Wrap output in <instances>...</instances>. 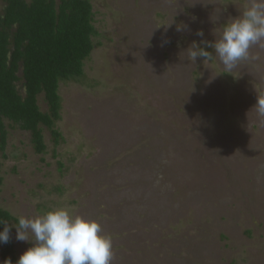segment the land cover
I'll return each mask as SVG.
<instances>
[{
  "label": "rangeland",
  "instance_id": "374dc122",
  "mask_svg": "<svg viewBox=\"0 0 264 264\" xmlns=\"http://www.w3.org/2000/svg\"><path fill=\"white\" fill-rule=\"evenodd\" d=\"M91 1L94 48L85 74L61 82L58 144L42 126L38 153L31 131L4 119L0 205L15 218L64 206L97 219L112 264H264V126L251 109L264 47L230 72L185 51L248 0ZM39 105L48 111L43 94ZM10 236L19 258L31 242L14 226Z\"/></svg>",
  "mask_w": 264,
  "mask_h": 264
},
{
  "label": "trees",
  "instance_id": "16d2710c",
  "mask_svg": "<svg viewBox=\"0 0 264 264\" xmlns=\"http://www.w3.org/2000/svg\"><path fill=\"white\" fill-rule=\"evenodd\" d=\"M0 15V151L7 143V118L31 131L36 152L47 145L43 127L55 144L61 132L55 124L61 118V81L76 80L84 73V63L94 48L95 12L91 0H5ZM21 73V74H20ZM23 83L25 93L18 88ZM43 94L48 111H42ZM1 170V162H0ZM3 177L0 173V185ZM0 220L16 221L0 205ZM0 224V230L3 229ZM1 253L8 264H15L14 243L10 236Z\"/></svg>",
  "mask_w": 264,
  "mask_h": 264
},
{
  "label": "clouds",
  "instance_id": "9594fccd",
  "mask_svg": "<svg viewBox=\"0 0 264 264\" xmlns=\"http://www.w3.org/2000/svg\"><path fill=\"white\" fill-rule=\"evenodd\" d=\"M203 37L202 30L197 32ZM264 47V0H248L240 15L222 24L214 41H195L185 50L186 58L214 57L229 72L240 62L251 59L250 49ZM213 49L212 52L207 49ZM254 109L264 126V94H257ZM0 243H7L10 230L16 228V239L31 242L15 264H112L113 236L103 232L95 218L72 212L64 206L51 207L36 216L20 215L9 225L0 220Z\"/></svg>",
  "mask_w": 264,
  "mask_h": 264
},
{
  "label": "flooded vegetation",
  "instance_id": "af4514ba",
  "mask_svg": "<svg viewBox=\"0 0 264 264\" xmlns=\"http://www.w3.org/2000/svg\"><path fill=\"white\" fill-rule=\"evenodd\" d=\"M92 2V1H91ZM93 4V3H92ZM92 53V52H91ZM88 59V58H87ZM86 59V60H87ZM86 60H85V62H86ZM84 73H85V63H84ZM61 82H63V81H61ZM61 82H60V85H61ZM59 91H60V88H59ZM61 95V94H60Z\"/></svg>",
  "mask_w": 264,
  "mask_h": 264
}]
</instances>
